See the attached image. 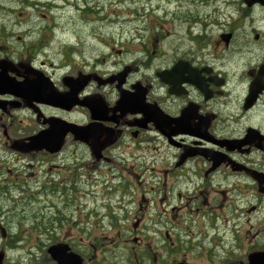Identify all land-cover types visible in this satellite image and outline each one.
Returning a JSON list of instances; mask_svg holds the SVG:
<instances>
[{"label":"flooded vegetation","instance_id":"af4514ba","mask_svg":"<svg viewBox=\"0 0 264 264\" xmlns=\"http://www.w3.org/2000/svg\"><path fill=\"white\" fill-rule=\"evenodd\" d=\"M56 1L0 0V236L6 242L4 248H14L23 240L27 219H33L30 231L37 234L40 243L43 238H55L54 218L42 212L44 208L50 211V203L35 202L38 207L29 208L36 211L27 214L25 206L31 202L13 196L27 189L18 176L9 175L13 169L5 165V152L8 146L21 152L15 147L18 141L47 128L48 120L60 118L79 126L96 123L100 131L93 140L98 148L70 132L59 153L32 152L42 155L43 166L65 154L74 160L91 159L102 175L112 179L119 170L118 177L126 178L121 171L126 168L129 180L108 192L127 196L126 204L119 213H107L100 221L102 224L109 217L112 225L127 222L131 226L128 235L99 238L86 233L59 241L79 253L83 264L88 258L89 264L116 262L108 248L94 245L99 239L108 243L111 238L127 245L121 249L124 264H198L187 261L194 258H207L212 264L208 259L224 249V243L228 250L223 264H246L252 252L264 251V243L256 242L264 236V4L249 5L248 0H241L235 7L236 16L231 11L227 16L225 8L235 3L233 0H164L180 4L164 8L169 13L165 27L157 18L148 17L145 7L151 2L147 5L140 0L142 10L131 12L141 20L137 31L160 27L166 34L183 27L186 42L151 41L138 49L122 48L116 43L118 37L106 39L103 32L97 37L94 29L90 34L97 41L96 48L89 56L82 49L84 59L74 63L71 56L75 49L69 44L68 61L62 65L65 71L59 78L53 46ZM64 1L71 9L84 14L89 11L71 0ZM221 1L223 7L216 5ZM110 62L112 67L108 68ZM56 91L73 94L83 104L63 109L43 101ZM123 94L129 105L126 112L120 105ZM24 125L31 129L25 137ZM150 154L163 156L167 164L158 170L153 166L151 170H131L132 158ZM127 161L130 163L125 166ZM113 163L122 166L117 168ZM100 165L111 169L103 171ZM82 167L79 162L66 166L62 183H55V177L38 181L39 193L62 187L70 201L72 193H95L88 185H97V180L83 179ZM144 178L150 179L147 186L141 182ZM222 179L229 188L213 186ZM127 183L130 189H125ZM131 184L137 185L136 196L131 195ZM117 204H121L120 199L107 206ZM131 205L135 207L132 212ZM253 213L258 215L252 221L249 215ZM220 216L226 226L231 221L237 226L242 216L243 229H229L223 241L181 237L169 230H156L154 236L135 233L140 227L184 228L199 222L213 226ZM69 219L60 224L71 222L70 232L73 222ZM76 220V225L88 223ZM14 227L18 229L14 231ZM0 252L4 253V264L7 253ZM49 263L57 264L51 256Z\"/></svg>","mask_w":264,"mask_h":264},{"label":"rangeland","instance_id":"374dc122","mask_svg":"<svg viewBox=\"0 0 264 264\" xmlns=\"http://www.w3.org/2000/svg\"><path fill=\"white\" fill-rule=\"evenodd\" d=\"M149 1L151 2L150 7L146 6V13L148 17L157 18L160 24H163L165 27L167 26V17L169 13L165 11L164 8L170 7L171 9L179 6L178 3H168L164 0H144V4L149 5ZM235 3H231L230 6L225 8L226 15L230 14V11L236 16V6L240 5L241 0H233ZM70 3L79 4V6L84 9L87 8L88 13L84 14V12L78 11L76 8L71 9L69 3H66L64 0H57L56 6V31H55V41H54V50H55V63H56V72L59 74V78L62 77L65 71V67L62 65L68 61V57L66 55L67 47L69 44L73 46L75 52L71 56L72 62H80L84 59L82 49L85 51L86 55L89 54L96 48V40L93 39V35L90 33L94 32V29L98 32L97 37L100 36V32H103V37L109 39L111 36L118 37L116 39V43L119 44V47L122 48H140L145 42H154L156 44H161L164 42L167 43H180L181 41L186 42V35L182 28L177 27L174 30H171L170 33L164 31L161 32V28L155 29L153 31L141 32L137 31L136 28H140L141 20L131 12L136 9L139 13L141 9L140 0H71ZM159 3V4H158ZM12 7H15V4H11ZM223 2H218L216 5L223 7ZM9 5V6H10ZM161 5L162 7H160ZM156 6V8H153ZM185 7V4H184ZM185 10V9H183ZM256 20L260 16V12L258 11L256 14ZM72 19V22L69 24V20ZM134 18V22L132 19ZM227 22L229 23V19L227 18ZM186 26V25H184ZM118 33V35H117ZM162 36L166 38L163 39ZM105 39V40H106ZM92 40V42H91ZM96 41V42H95ZM78 43V44H77ZM125 59H131V56H125ZM236 63H234L235 65ZM108 68L112 67V62L107 65ZM106 68V66L104 67ZM29 126L24 125L23 136H27V133L31 132ZM21 135V134H20ZM6 166L11 167L13 169L12 175L13 177L18 176L21 182H24V186L27 189V192L24 194L14 193L13 196L16 199H22L23 202H28L30 205L25 206L26 213H33L38 206L33 205L35 202H49L51 205L50 211L47 208H44L42 212L45 214H49L54 218L53 220V236L54 240L50 238H43V242H39V239L35 238L37 236L36 233L30 231L31 226L34 225L33 219H27L23 225L22 230V241L17 243V246L14 248L5 247V243L1 239L0 236V250H5L7 253V258L4 261V264H47L50 256L47 252L49 246H51L56 241H63L62 238H66L68 236H86V233L89 235L105 236L109 237L117 236V235H128L131 232V226L125 223H119L116 225H112L109 223L110 218H104V222L101 224L102 216L105 214H110L111 212L116 211L119 213V208L126 204L128 197L123 198L120 194H108V192L114 190L118 186L122 184V182H128L127 169L121 168V164L113 163L112 165L121 168V171H125L126 178H119V173L117 172V178L112 179V177L104 176L99 172V170L93 165L91 159H80L74 160L72 157H67L65 154L60 155L59 158H55L53 163L47 164L43 166L41 158L42 156L38 153H24V152H14L10 149V147H6ZM161 153L163 154V149L161 148ZM3 154V153H2ZM4 155V154H3ZM5 160V159H4ZM66 160H69L66 162ZM77 162L83 165L80 169L83 179H88L89 182H92L93 179L97 180V185L93 184L88 185V188H92L95 190V193L88 194H74L72 193V201H70L71 197L69 193L65 194L62 187L50 188L48 192H40V186L38 185V181L42 182L54 179L55 183H62V176H65L67 172L66 166L75 165ZM129 161L126 162L129 165ZM53 164V165H52ZM165 163V159L161 155H147L143 158H132L131 159V170H151L149 167H155L154 170L160 169ZM49 166H52L51 169ZM60 166V167H58ZM113 167V168H114ZM112 168V169H113ZM100 169L103 171H109L110 169L107 167H103L100 165ZM137 181H139L137 179ZM147 181H150L149 178H144L141 182L144 186H147ZM233 184L238 181L231 180ZM228 184L227 180H217L216 184H213L215 188H223ZM129 183L125 184V189L129 188ZM130 189V188H129ZM137 185L131 184V195L136 196L138 191ZM54 190V191H53ZM103 195H106L103 198ZM24 198V199H23ZM120 199L121 204L115 205L114 208H109L108 204H113ZM20 200V201H22ZM126 200V201H125ZM30 207V208H29ZM39 210V209H37ZM135 210V207L131 205V212ZM27 213V214H28ZM104 213V214H103ZM236 213H233V216ZM258 214L249 215V218L255 220ZM81 216V217H79ZM66 217L68 220L71 218L72 227H70V232L67 230L71 225L66 221ZM86 219L88 223L85 224H74L77 220ZM219 220L216 221L215 225L207 224L199 222L193 225H189L188 227H174V226H164V227H140L135 233L137 234H145L148 236H154L157 233L156 230H160L164 232V230H169L174 235H179L181 237L186 238H195V239H203L207 240L216 239V240H224L227 237L229 229L231 230H242L243 229V217L241 216L238 225L235 226V222L231 221L229 226L223 220L222 217H218ZM236 221V219H235ZM108 222V224H107ZM14 231L18 228L14 227ZM180 229H187L188 232H179ZM34 231V228H33ZM38 232V231H37ZM202 232V234H200ZM208 235V237H206ZM51 239L52 241H50ZM60 239V240H59ZM97 237L94 241H96ZM88 240V239H87ZM101 240V241H100ZM107 240V239H104ZM104 240L99 239L97 243L94 245H102L103 248H108L111 251L110 258L115 260L116 262L111 264H124L121 260L126 258L122 256V250L127 248L125 243H122L118 240L111 238L110 242H103ZM256 242L264 243V236L257 238ZM102 243V244H101ZM230 245V244H229ZM218 247V246H217ZM228 247L225 246L224 249H220L217 254L212 256V259H208L212 264H223L224 257L227 254ZM234 250V248H232ZM238 254V252H237ZM117 260L119 261L117 263ZM90 259L85 260V264H89ZM189 262H194L198 264H210L207 261V258L199 259H187ZM50 264V263H49ZM107 264V261L104 263Z\"/></svg>","mask_w":264,"mask_h":264},{"label":"water","instance_id":"95a60500","mask_svg":"<svg viewBox=\"0 0 264 264\" xmlns=\"http://www.w3.org/2000/svg\"><path fill=\"white\" fill-rule=\"evenodd\" d=\"M248 4L261 3L264 4V0H248ZM225 40L229 41V35L225 37ZM123 80L121 79L120 85ZM126 95H122L120 101L121 110L125 111L128 109V101H126ZM52 106L60 107L63 109H70L72 105L83 104V102L76 99L75 95H66L59 91L54 92L48 98L43 100ZM1 106V105H0ZM119 108V107H118ZM117 108V109H118ZM126 112V111H125ZM95 117V114L92 116ZM49 127L39 131L38 133L27 137L24 141H19L16 144L17 149L27 151H40L46 150L50 153L59 152L66 140L67 135L71 132L75 134L76 138L81 141H86L91 144L93 149H97V143L93 140L94 135H98L100 131L96 123H90L86 126H79L74 123L66 122L59 118H52L48 120ZM49 254L57 262V264H83V257L71 251L70 246L67 243H57L51 245L48 248ZM4 259V253L0 252V264ZM247 264H264V251L253 252L249 255Z\"/></svg>","mask_w":264,"mask_h":264}]
</instances>
